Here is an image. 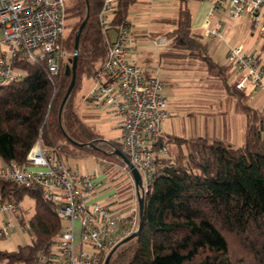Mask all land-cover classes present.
I'll use <instances>...</instances> for the list:
<instances>
[{"label":"trees","instance_id":"1","mask_svg":"<svg viewBox=\"0 0 264 264\" xmlns=\"http://www.w3.org/2000/svg\"><path fill=\"white\" fill-rule=\"evenodd\" d=\"M86 1L76 0L65 8L66 20H75L69 34L60 38L68 49L73 48L86 14L88 18L78 41L75 84L63 107L70 83L64 62L49 79L43 65L18 58L15 65L24 71L23 78L0 87V158L4 162L23 163L38 137L61 159L65 154L108 162L110 152L120 150L115 140H103L83 121L73 100L105 55L97 20L102 0ZM136 2L118 0L113 22L126 20ZM165 22L169 29L162 35L167 45L177 55L203 63L208 75L219 79L235 99L246 119L244 143L234 146L215 137L164 134L175 153L168 146L171 156L142 196L137 235L120 245L108 264H235L230 239L246 250L250 263L264 264V109L250 106L246 92L228 82L230 66L216 62L204 36L192 30L188 0H178L176 16ZM25 193L34 199V212L19 220L26 224L31 240L13 251L0 250V264H35L61 230L62 222L40 187L30 189L0 178V201L11 199L19 204ZM135 218L129 219L138 225V214Z\"/></svg>","mask_w":264,"mask_h":264},{"label":"built area","instance_id":"2","mask_svg":"<svg viewBox=\"0 0 264 264\" xmlns=\"http://www.w3.org/2000/svg\"><path fill=\"white\" fill-rule=\"evenodd\" d=\"M118 0H102L97 15L105 43L103 64L97 69L83 101L93 108L114 114L120 123L115 140L120 151L138 170L147 191L152 177L169 159L168 142L162 123L169 117L164 84L151 67L143 68L130 56L131 29L122 21L114 27L112 19ZM211 6L201 22L205 37H220L213 21L223 8L232 18L248 16L251 26L264 35V0H207ZM63 0H0V87L21 80L24 71L15 65L18 58L43 65L49 79L57 74L66 52L60 38L66 26ZM110 30L112 34L110 35ZM152 46H167L165 36L150 38ZM228 62L242 75L236 88L245 90L249 82L254 91L264 93V66L259 53L231 47ZM166 162V161H165ZM125 172L132 184L129 166ZM98 169L85 174L71 170L38 137L23 163L14 160L0 166V178L26 188L40 187L55 208L62 227L55 242L40 253L35 264H99L110 250L137 228L130 220L131 211H120L94 200L98 189ZM136 194V189L134 190ZM0 237H9L18 226V204L0 201Z\"/></svg>","mask_w":264,"mask_h":264},{"label":"rangeland","instance_id":"3","mask_svg":"<svg viewBox=\"0 0 264 264\" xmlns=\"http://www.w3.org/2000/svg\"><path fill=\"white\" fill-rule=\"evenodd\" d=\"M63 1L67 7H71L76 0ZM174 3L176 4L175 6ZM170 4H172V6ZM170 4L167 5L169 6V10L166 11V14L164 15V18L167 19L176 16L178 0H172V3ZM160 5L165 6L166 4L163 3ZM188 6L190 7L191 12L194 13L195 7L198 6V2L196 0H189ZM218 14L219 18L222 20L219 29L220 37L207 42L209 53L213 59L221 64L229 65L226 54L227 50L231 47H240L247 52L259 53L264 66V48L263 50H260L264 46V37L258 34V30L254 29L248 19L244 16L241 18H232L223 8H221V11ZM113 20L114 16L112 19V26L114 27L118 23H114ZM72 21L75 20H66V26L63 33L64 37L69 34ZM130 29L132 30L131 27ZM155 30L161 29L155 28ZM164 32L165 29L163 30V33ZM111 34L112 30H110V35ZM155 36L161 35H150V37H148L149 39L147 38V43H151L152 45L150 38ZM62 47L66 52L65 66L67 63H70L73 48L68 49L64 45H62ZM159 50H161V48L148 47L147 56L151 61L150 66L153 69V72L161 81L164 80L167 82V85L164 87V92L168 100L170 117L166 122L168 127L166 126L167 124L164 126L162 124V129L168 133L179 134L181 136H189L191 134L198 136L206 134L207 130L214 126V132L210 133L208 131V135L224 138L226 142L234 146L242 145L244 143L246 119L244 114L239 112L238 109L236 110L234 106V98L225 92L221 81L213 77L202 76V73L199 71L197 72V69L186 66L187 63L175 56H163L161 57V60H159ZM197 63L198 65L204 66L201 62L197 61ZM99 67V65L96 66L95 73ZM95 73L91 78L84 81L82 87L78 88V92H75V97L73 99L75 104L83 101V96L81 97L80 94L91 87ZM230 73L231 74L228 78L230 84H236L242 79V75L236 72L232 73V70ZM245 86L246 88L244 91L247 95L250 94V96H256L252 89V85L249 82L245 83ZM79 114L83 121L86 117L88 118L93 115L91 111L88 110V112H85L82 109H80ZM168 146L170 149L173 147L172 151L175 153L174 146ZM113 155L117 156L113 152H110L112 158H110L108 162L103 160L100 161L102 164L114 167L113 169H109L110 171L112 170V173L108 171L109 176H111V181L115 179L117 180V178H121L122 175L125 174H120L119 171H121V168L118 167L119 157H113ZM168 155L171 156L169 152ZM61 156H63L62 158L65 164L69 166L71 170L78 171L81 174L98 169L96 162L90 157H66L65 154H61ZM0 161L2 162L3 160L0 158ZM112 161L114 164H111ZM115 166L118 168H115ZM128 183L124 184L123 187L125 188ZM130 183L126 189L131 188L132 183ZM133 193L134 197L132 198V201L126 203V208L132 211V219L138 214L137 195L135 192ZM143 194L144 192L141 191L140 196H143ZM19 206L26 208L27 211L31 213L34 211V199L25 193L19 202ZM1 216H3V214L0 212V217ZM21 219H23V216ZM136 229L137 228L135 227V230L132 232L136 231ZM30 240L31 234L27 231L26 227L25 229H21L17 226L9 237H0V250H16L18 246L28 244ZM229 250L230 256L235 261V264H252L249 261L250 258L246 250L242 249L236 240L230 239ZM243 258L245 260L244 262H242Z\"/></svg>","mask_w":264,"mask_h":264},{"label":"crops","instance_id":"4","mask_svg":"<svg viewBox=\"0 0 264 264\" xmlns=\"http://www.w3.org/2000/svg\"><path fill=\"white\" fill-rule=\"evenodd\" d=\"M189 1V0H188ZM198 2V6L195 7L194 13L191 12V26L192 30L195 32H199L203 35L202 30H201V22L203 21L206 13L208 12L211 3L207 0H196ZM166 4L165 6H162L160 4ZM172 3V0H137V2L129 9L128 16H127V22L129 23L130 27L132 28L131 30V38L132 42L130 43V56L135 58L138 63L143 67V68H149L150 66V59L147 56V49L148 47L154 48V46L147 43V38L150 37V35H157L160 34L162 35L163 30L165 31L169 29V26L166 24V20H169L171 18H164V15L166 14V11L169 10L168 4ZM172 6V4H170ZM176 4L174 3V6ZM178 6V4H177ZM176 9V7H175ZM190 9V7H189ZM221 11V8L217 9L214 13V18L213 21L215 22V25L218 26L220 29L221 22L222 20L219 18V12ZM151 14V16H150ZM148 15V17H147ZM151 17V18H150ZM153 17V18H152ZM248 19V16H244ZM241 18V17H240ZM250 22V21H249ZM155 28L161 29V30H155ZM260 36H263L258 32ZM204 36V35H203ZM149 39V38H148ZM217 38L214 39H208L207 37L204 36L205 41H213ZM264 46L260 49L263 50ZM163 56H175L182 60L183 62L187 63L186 66L192 67L194 69H197V72H201L202 76H207V77H212L208 75L206 72V69L204 66L198 65L197 61H194L192 59H189L185 56L182 55H177L176 51H174L169 45L162 47L161 50H159L158 58L161 60V57ZM213 58V57H212ZM217 62V61H216ZM219 63V62H218ZM229 63V62H228ZM221 64V63H219ZM226 65V64H224ZM230 71L232 70V73L236 72L238 73L234 67L229 63ZM231 74V73H230ZM239 74V73H238ZM241 75V74H240ZM215 78V77H213ZM195 79V78H194ZM217 79V78H216ZM219 80V79H218ZM164 87L167 85L166 81L162 80ZM92 84V83H91ZM90 87V86H89ZM225 89V88H224ZM226 92V90H225ZM256 96H250L248 95V103L250 106L256 108V109H264V93L260 92L259 90L254 91ZM87 93L86 91H83L80 96L82 97ZM227 93V92H226ZM228 94V93H227ZM166 95V94H165ZM229 95V94H228ZM230 96V95H229ZM167 97V96H166ZM232 97V96H231ZM78 111L80 112V109L84 110L85 112L88 110L93 113L91 117H86L84 120L85 123L88 125H91L94 130L101 136V138L105 141L108 140H116L117 137L120 135V123L118 118L109 112L98 110L93 108L91 105H89L85 101L78 102L77 104ZM167 105H168V100H167ZM234 106L236 110L239 108L237 107V104L234 99ZM169 111V107H168ZM242 113V112H241ZM243 114V113H242ZM245 116V115H244ZM170 117V113H169ZM169 117L163 121V126L166 125L167 121L169 120ZM168 127V124L166 125ZM226 129V127H225ZM163 130V129H162ZM213 133L214 132V126H212L211 129L207 130L206 134L204 135H198V136H208V137H215L213 135H208L207 133ZM163 133L165 135H176L180 137H197V135L191 134L189 136H181L179 134H174V133H168L167 131L163 130ZM219 139H223L221 137H215ZM241 146V145H240ZM92 158L98 167V182H99V189L98 192L94 198L97 202L105 205H109L115 209H118L120 211H130L128 208H126V203L132 201V198L134 197V184H131V180L129 177H127L126 173L123 172L122 170L119 171L120 174H123L121 178H117V180L111 181V176H109L108 171L109 169H113L111 165H105L102 164V161L100 158H95L93 156H90ZM5 162L0 161V166L3 165ZM117 166H115L116 168ZM118 167H122L121 165H118ZM117 167V168H118ZM105 169V170H104ZM78 172V171H77ZM112 173V170L110 171ZM108 174V177H107ZM127 178V180H126ZM131 184V188L126 187ZM126 187L124 188V184H127ZM131 192V193H130ZM34 212V211H33ZM33 212L27 211L26 208H22L18 204V216L19 218L23 216L24 219L29 218ZM132 216V215H131ZM5 218V216H1L0 220ZM20 218V219H21Z\"/></svg>","mask_w":264,"mask_h":264},{"label":"water","instance_id":"5","mask_svg":"<svg viewBox=\"0 0 264 264\" xmlns=\"http://www.w3.org/2000/svg\"><path fill=\"white\" fill-rule=\"evenodd\" d=\"M86 5H87V1H86ZM87 18H88V14H86V16L84 17V19L82 20V22L80 23V25L76 31L75 38H74V46H73V51H72V58L70 59V63H67L64 66L65 75H70V83H69L68 88L66 90V93L63 96V99L61 101V108L65 104V102H66V100H67V98H68V96H69L70 92L72 91L73 86L75 84L77 58H78V41H79V36L82 32V29H83V27L87 21ZM113 153L116 154L123 161V163H125L129 166L130 174H131L133 181H134V186L136 189V195H137V201H138V225H137L136 231H134V232L130 233L129 235H127L126 237H124L116 246H114L110 250L108 255L105 257L103 264L109 263L111 255L120 245L126 243L127 241L131 240L133 237H135L137 235L139 227L141 225V216H142V212H143V197L140 196V191H139L140 188L142 187V184H141V177H140L138 170L129 162L127 157L120 150L116 149V150H114Z\"/></svg>","mask_w":264,"mask_h":264}]
</instances>
